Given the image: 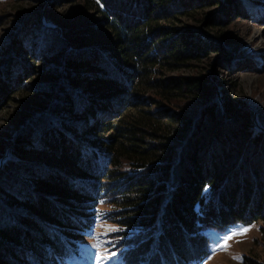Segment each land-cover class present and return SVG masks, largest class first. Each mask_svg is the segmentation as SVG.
Listing matches in <instances>:
<instances>
[{"label":"trees","instance_id":"trees-1","mask_svg":"<svg viewBox=\"0 0 264 264\" xmlns=\"http://www.w3.org/2000/svg\"><path fill=\"white\" fill-rule=\"evenodd\" d=\"M91 2L112 33L113 53L73 49L70 44L64 63L70 58L84 62L88 68L82 74L95 87L102 86L105 94V84L136 94V81L147 85L151 92L145 97L167 101L168 120L163 113L143 112L137 122L121 128L107 123L119 131L115 138L92 136L80 146L65 133L72 129L52 131L51 117L40 114L29 126L28 137L37 145L40 135L50 136L49 149L60 150L58 155L73 168L62 171L14 155L4 159L0 263L60 264L76 257L80 245L75 238L93 226L94 205L100 200L109 207L105 217L121 228L117 244L123 246L107 264H198L209 253L203 229L264 221V119L257 115L258 128L250 130L252 109L239 106L228 113V103L222 111L217 99L206 102L217 95L207 75L161 77L202 49L223 50L211 35L199 29L179 30L173 24L180 14L223 0ZM224 8L209 23L224 22L228 13L247 14L240 0ZM37 16L33 11L25 17L19 42L32 56L53 54L66 42L41 25L30 35ZM258 20L264 22V14ZM10 67L0 80V103L29 73L23 65ZM241 67L256 65L248 59ZM65 85L71 112L96 116L100 108H108L101 96L91 105ZM240 264H264V255L258 259L243 254Z\"/></svg>","mask_w":264,"mask_h":264},{"label":"rangeland","instance_id":"rangeland-1","mask_svg":"<svg viewBox=\"0 0 264 264\" xmlns=\"http://www.w3.org/2000/svg\"><path fill=\"white\" fill-rule=\"evenodd\" d=\"M230 1L203 4L177 16L173 24L179 30L199 29L218 40L223 50L202 49L195 57L182 61L177 68L166 69L161 77L177 74L207 75L214 83L217 95L207 97L206 102L217 99L222 105V111L223 104L228 103L231 107L228 113L235 112L239 106H247L253 111L252 125L248 126V129L253 130L254 127L258 128L257 115L264 119V22L258 20L264 14V2L240 0L246 15L228 13L224 22L209 23L214 15L224 11L225 4ZM91 3V0H0V80L2 82V78L5 79L12 63L23 65L29 71L21 77V82L15 89L5 92L4 101L0 103V166L4 159L14 155L62 171L73 168L72 163L58 155L60 150L56 152L49 149L47 144L50 136L40 135L39 142H35L37 145L28 137L29 126L42 113L48 114L55 123L52 131L72 129L73 132L65 133L80 146L86 145L92 136L115 138L119 131L112 124L121 128L128 123H135L137 116L143 112L163 113L167 119L170 112L166 108L167 101L145 97L151 90L147 85H140L136 81L135 85L140 88L136 94L120 86L105 84L104 87L109 89L105 94L102 93V86L95 87L94 82L82 74L88 68L84 62H73V58H70L64 63L65 52L72 44L76 46L73 49L95 48L106 54L113 53L112 33L99 11L90 7ZM33 11L38 16L30 35L40 31L41 25L45 26L47 33L56 32L52 35L53 38L66 42L64 46L56 48L53 54L32 56L19 42L22 36L20 29L27 19L25 17ZM256 29L260 30V34L254 36ZM248 59L253 61L255 68L241 67ZM65 84L86 97L91 105L95 102L97 104L101 96L108 108H100V114L96 116L92 113L90 116L89 112H71L68 109L71 99L65 92ZM29 179L32 178H27L28 181ZM108 208L103 201L95 203L93 226L75 238L80 245L76 257L63 260L60 264H101L95 258L98 251L110 257L103 262L107 264L113 257L112 253L117 254L123 248L117 244L120 238L117 231L121 228L104 215ZM109 228L117 231H109ZM243 228H248L249 231L228 239L226 249L221 247L225 236L231 235L233 230ZM32 229L34 233H39L33 226ZM203 232L208 238L209 253L198 264H240L243 254L263 258L264 221L260 218L247 223L234 222L222 229L206 228ZM97 237L103 242L99 249L93 247L97 243Z\"/></svg>","mask_w":264,"mask_h":264},{"label":"snow or ice","instance_id":"snow-or-ice-1","mask_svg":"<svg viewBox=\"0 0 264 264\" xmlns=\"http://www.w3.org/2000/svg\"><path fill=\"white\" fill-rule=\"evenodd\" d=\"M109 231H117V229L109 228ZM247 231H249L248 228H243V229H240L239 231L233 230V231L231 232V235H229V236H225V237H224V241H225V242H224L223 245H221V247L224 248V249H226L227 246H228V245H227V240H228V239H231L232 236H235V235H243V234L246 233ZM102 243H103V242L99 240V237H97V243H96L95 245H93V247L96 248V249H99V248L101 247ZM116 255H117V254H116L115 252L112 253V256H116ZM95 258H96L97 260H99V261L101 262V264H103L104 261L110 259V257H109L108 255H105L104 253L99 252V251L96 253V257H95Z\"/></svg>","mask_w":264,"mask_h":264},{"label":"bare ground","instance_id":"bare-ground-1","mask_svg":"<svg viewBox=\"0 0 264 264\" xmlns=\"http://www.w3.org/2000/svg\"><path fill=\"white\" fill-rule=\"evenodd\" d=\"M260 34V30L259 29H256L255 32H254V36Z\"/></svg>","mask_w":264,"mask_h":264},{"label":"water","instance_id":"water-1","mask_svg":"<svg viewBox=\"0 0 264 264\" xmlns=\"http://www.w3.org/2000/svg\"><path fill=\"white\" fill-rule=\"evenodd\" d=\"M221 110H222V105L220 104ZM2 158H0V162H1Z\"/></svg>","mask_w":264,"mask_h":264}]
</instances>
